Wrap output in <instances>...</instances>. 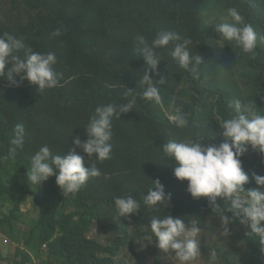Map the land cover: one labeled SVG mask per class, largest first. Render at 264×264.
<instances>
[{
    "label": "clouds",
    "instance_id": "1",
    "mask_svg": "<svg viewBox=\"0 0 264 264\" xmlns=\"http://www.w3.org/2000/svg\"><path fill=\"white\" fill-rule=\"evenodd\" d=\"M204 3V0H190ZM264 5V0H261ZM18 0L0 4V264H226L205 246L217 236L248 237L264 264V175L247 174L242 157L264 154V85L221 92L208 83L206 55L141 0ZM193 6V7H194ZM260 10L224 0L199 9L216 44L240 60L264 59ZM106 61L122 57L130 78L124 100L98 106L84 131L64 149L60 136L75 114L65 70L75 61L71 42ZM136 105L157 109L174 134L160 146L175 161L194 198L208 197L218 229L194 216L172 215L171 194L143 169L156 144L118 123ZM184 132L193 138L182 136ZM180 135V138H178ZM139 140V144L136 142ZM159 145V144H158ZM25 177V178H24ZM112 178L123 195L110 198L112 220L80 222L81 194ZM46 190H52L44 197ZM217 197L226 201L217 202ZM33 205L37 217L32 213ZM166 213H157L160 208ZM74 219L70 224L67 221ZM14 246V250L10 245Z\"/></svg>",
    "mask_w": 264,
    "mask_h": 264
},
{
    "label": "trees",
    "instance_id": "2",
    "mask_svg": "<svg viewBox=\"0 0 264 264\" xmlns=\"http://www.w3.org/2000/svg\"><path fill=\"white\" fill-rule=\"evenodd\" d=\"M149 3L155 9L157 15L167 20L177 30L188 35L192 40L190 47L192 53L206 55V69L208 72V83L211 88H215L221 95L226 92H236L241 86L264 85V59H236L230 52L237 47L234 41H225L227 49L223 50L216 44L218 34L204 35L201 30L207 29V25L202 22L199 9L211 0H204V3L190 0H141V3ZM226 4H233L240 8L241 4L247 8L260 10V24L264 28V5L261 0H224ZM0 4L6 9L16 10L18 0H0ZM194 6V7H193ZM39 7V0H35L33 9ZM264 31V29H262ZM86 40L71 42L75 61L72 66L65 70L67 76H73L68 83L69 89L75 96V114L69 124L60 132L64 149L73 146V138L84 131L89 117L95 112L96 107L103 106L113 100H124L126 89L125 83L130 75L126 71L129 69V62L122 57L106 61L97 54L92 55L85 50ZM1 100V97H0ZM157 109L136 105L132 112L122 114L117 118L122 125L134 130L142 139L147 137L156 144L158 152H147L148 162L143 169L151 170L152 184L137 191L141 195L148 192V189L155 185V180H159L165 187V192L171 194L172 215L181 217L186 224H190L196 216L203 225L209 224L213 229H218L221 218L215 211H209L206 205L209 203L208 197L194 198L187 191L188 181H181L174 176L175 161L167 158L162 150L161 143L165 138L174 134L166 118H159ZM185 138H193L191 132L182 134ZM180 138V135L179 137ZM139 144V140L136 141ZM264 157V154H263ZM245 172L253 177V173L264 175V158L259 160L254 155L242 157ZM25 178V177H24ZM52 190H46L44 197L50 196ZM120 192L119 187L112 178H103L99 182L91 183L81 194L80 222L90 223L93 219L105 224L111 221L112 215L108 208L110 198ZM123 191L118 196L123 195ZM53 198V196H50ZM226 198L217 197V202H224ZM165 208H160L157 213H166ZM74 221H67L70 224ZM0 229H2L0 227ZM248 237L239 239V233L235 236H224L217 230V236L211 244L205 246L203 256L210 259L211 253H216L217 259L221 258L226 264H245L258 262L262 259L257 246L252 242L242 245Z\"/></svg>",
    "mask_w": 264,
    "mask_h": 264
},
{
    "label": "rangeland",
    "instance_id": "3",
    "mask_svg": "<svg viewBox=\"0 0 264 264\" xmlns=\"http://www.w3.org/2000/svg\"><path fill=\"white\" fill-rule=\"evenodd\" d=\"M30 206V208H31V210H32V213L35 215V217H37V213L34 211V207H33V205L32 204H30L29 205ZM0 248L2 249V247H1V245H0ZM10 248L12 249V250H14V246L11 244L10 245ZM124 262H125V264H135L134 263V261H132V260H130V259H128V258H125L124 259ZM1 264H7V261H5V260H3V259H1ZM192 264H202L200 261H198V262H195V263H192Z\"/></svg>",
    "mask_w": 264,
    "mask_h": 264
}]
</instances>
